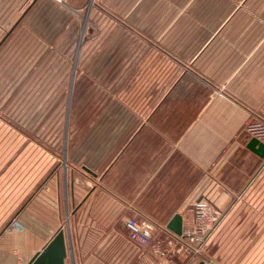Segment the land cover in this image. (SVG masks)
Wrapping results in <instances>:
<instances>
[{"label":"crops","instance_id":"obj_1","mask_svg":"<svg viewBox=\"0 0 264 264\" xmlns=\"http://www.w3.org/2000/svg\"><path fill=\"white\" fill-rule=\"evenodd\" d=\"M41 1L0 0V13L30 3L23 16ZM96 2L110 23L102 21L96 60L85 62H110L112 99L80 135L87 154L81 178L71 175L67 256L134 264L142 250L128 239L127 217L150 221L162 247L178 236L172 218L183 230L202 193L221 212L264 176V142L245 130L264 124V0ZM49 211L0 231V264H26L61 230V215Z\"/></svg>","mask_w":264,"mask_h":264},{"label":"rangeland","instance_id":"obj_2","mask_svg":"<svg viewBox=\"0 0 264 264\" xmlns=\"http://www.w3.org/2000/svg\"><path fill=\"white\" fill-rule=\"evenodd\" d=\"M96 3L42 0L23 16L30 3L14 16L0 13V41L9 33L0 44V231L15 218L31 221L38 212L48 217L53 207L51 212L56 208L62 217L60 229L72 236L65 216L75 184L71 175L81 178L80 166L86 160V151L78 147L84 138L80 135L86 121L110 109L112 99L110 62H85L87 55L96 60L102 21L110 23L98 13ZM263 177L221 209V222L194 264H264ZM212 194L205 192L200 198L212 201ZM161 248L169 249L163 264H183L173 238ZM149 259L156 263L152 256ZM66 260L79 264L73 251Z\"/></svg>","mask_w":264,"mask_h":264},{"label":"built area","instance_id":"obj_3","mask_svg":"<svg viewBox=\"0 0 264 264\" xmlns=\"http://www.w3.org/2000/svg\"><path fill=\"white\" fill-rule=\"evenodd\" d=\"M245 130L254 138L264 142V124H250ZM221 219L222 214L212 205L210 197L203 196L192 204L191 220L180 235L173 237V241L180 246L184 258L183 264H194V257L217 228ZM124 227L129 241L142 250V256L137 264L145 263L150 256L155 259V264H163L162 260L169 254V249L152 243L151 233L154 225L150 221L138 219L134 215L125 219Z\"/></svg>","mask_w":264,"mask_h":264},{"label":"water","instance_id":"obj_4","mask_svg":"<svg viewBox=\"0 0 264 264\" xmlns=\"http://www.w3.org/2000/svg\"><path fill=\"white\" fill-rule=\"evenodd\" d=\"M19 20L14 24V26L17 25ZM8 34L9 33L6 34V37L8 36ZM6 37H4L2 41H0V44L5 40ZM85 170L91 173V171H89L88 169ZM168 228L171 231H173L176 235L181 234L182 231L181 222H180V217L178 215L172 218V220L168 224ZM66 258H67V244L65 242V233L63 230H59L48 242V244L41 251L36 252L26 264H65ZM197 264H216V263L214 262L205 263L201 261Z\"/></svg>","mask_w":264,"mask_h":264}]
</instances>
